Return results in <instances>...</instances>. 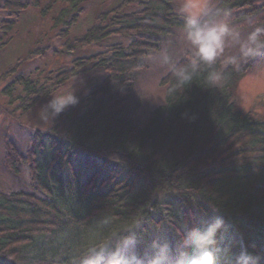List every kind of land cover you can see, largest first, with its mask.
Segmentation results:
<instances>
[{
  "label": "trees",
  "instance_id": "obj_1",
  "mask_svg": "<svg viewBox=\"0 0 264 264\" xmlns=\"http://www.w3.org/2000/svg\"><path fill=\"white\" fill-rule=\"evenodd\" d=\"M42 1L0 0V51L28 10L45 17L53 3L60 4L50 40L62 43L69 64L39 68V60L55 50L38 43L8 68L12 80L3 95L25 113L75 78L99 72L100 79L55 128L35 130L25 154L6 153L13 175L28 166L32 187L0 191V264H75L92 242L95 220L107 214L120 223L146 217L145 243L153 228L175 239L183 228L216 214L209 204L220 207L226 223L239 222L246 244L264 250V121L240 112L233 100L254 63L232 73L219 90H205V73L182 86L167 72L161 79L164 103L138 121L126 100L145 59L181 25L173 0H120L72 43L68 35L87 0ZM214 2L231 8L233 21H264V0ZM111 38L124 43L109 44ZM104 43V51L69 56ZM24 64L31 69L20 72ZM185 112L196 119L182 118ZM238 239L230 233L228 243Z\"/></svg>",
  "mask_w": 264,
  "mask_h": 264
},
{
  "label": "clouds",
  "instance_id": "obj_2",
  "mask_svg": "<svg viewBox=\"0 0 264 264\" xmlns=\"http://www.w3.org/2000/svg\"><path fill=\"white\" fill-rule=\"evenodd\" d=\"M178 15L177 39L182 46L174 48L172 40H165L148 57L178 84L191 86L205 73V90H219L246 63L253 62L264 71V21L250 17L245 31L233 22L232 9L214 0H183ZM77 91L58 90L39 105L38 128H55L59 116L80 103ZM181 115L196 119L194 113ZM23 179H31L29 168L23 170ZM209 209L216 214L183 228L175 239L153 228L147 243L148 221L143 215L127 223L115 221L111 214L101 215L95 220L92 242L81 250L75 264H264V250L245 243L239 222L226 223L217 205L209 204ZM230 233L239 238L237 243H228Z\"/></svg>",
  "mask_w": 264,
  "mask_h": 264
},
{
  "label": "rangeland",
  "instance_id": "obj_3",
  "mask_svg": "<svg viewBox=\"0 0 264 264\" xmlns=\"http://www.w3.org/2000/svg\"><path fill=\"white\" fill-rule=\"evenodd\" d=\"M47 1L43 0L42 4ZM120 0H87L83 12L81 13L76 25L70 30L67 43H72L90 27L99 24L100 15L110 11L116 6ZM183 0H173L176 9L180 7ZM60 7V4H54L50 7L45 17L40 16L36 9H30L23 14L15 27L11 41L4 50L0 51V191L10 193L13 191L31 190V183L23 179V170L28 168L26 164H22L18 168V174L13 175L6 168V153L11 150L25 154L30 146L31 134L35 130L50 131L38 128L36 124L38 106L46 102L48 98L39 101L33 108L23 113L17 112L11 99L6 98L2 90L10 84L12 76L5 73L8 68L18 62L20 59L28 55L30 50L38 43L39 48L49 45V48L55 50V54L48 53L45 61L39 60V68L45 67L47 70L65 68L69 64V59L64 53H60L63 48L62 43L50 35L51 19L54 17ZM4 17L1 18V20ZM235 24L241 25L245 31L247 30V21H233ZM59 29L63 25L58 26ZM48 31V33H47ZM179 29L175 28L173 34L162 40H172L174 48H180L182 45L177 39ZM53 33V31H52ZM126 41V40H125ZM108 42H121L122 39L111 38ZM64 43V42H63ZM162 44V43H161ZM105 43L100 47L91 46L87 49H76L73 56H81L99 50L104 51ZM1 50V48H0ZM149 57V56H148ZM148 57L145 59V66L137 72L135 88L127 97L126 108L131 114L141 121L147 116L152 109L162 105L165 101V87L161 85V79L168 72L161 69L156 64L149 62ZM32 65L24 64L19 68L20 72L31 69ZM25 70V71H24ZM100 79V73L86 74L71 80L68 84H64L59 90L70 92L78 90L77 95L81 98L97 81ZM58 91V90H57ZM54 92L55 93H57ZM53 95V94H52ZM233 100L237 109L243 114H250L254 119L264 121V71H262L255 63L250 70L244 75L236 85L233 94ZM24 163V162H21Z\"/></svg>",
  "mask_w": 264,
  "mask_h": 264
}]
</instances>
